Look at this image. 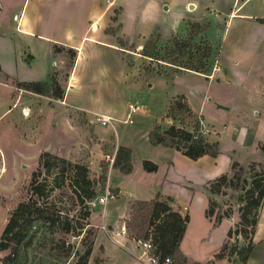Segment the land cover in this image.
I'll return each mask as SVG.
<instances>
[{"label":"rangeland","instance_id":"374dc122","mask_svg":"<svg viewBox=\"0 0 264 264\" xmlns=\"http://www.w3.org/2000/svg\"><path fill=\"white\" fill-rule=\"evenodd\" d=\"M259 19L264 0H0V234L10 210L29 195L39 156L58 159L41 167L36 181L44 182L46 195L37 205L60 218L51 228L32 223L17 264H80L87 249L85 264H140L137 237L143 238L129 204L148 198L151 185L191 218L187 244L196 259L233 242L235 235L225 237V222L200 242L194 237L206 221L208 199L212 214L226 213L230 227L237 221L235 193L209 194L208 184L229 177L232 162L264 164ZM27 82H39L43 94L25 89ZM177 100L184 107L170 110ZM129 103L140 110L128 116ZM102 116L105 125L97 120ZM155 124L197 129L216 143L215 158L192 160L150 144L147 133ZM118 146L130 151L129 175L111 167ZM142 159L156 171H143ZM60 160L87 167L95 195L84 206L66 185L67 165ZM151 233L150 227L145 239ZM252 242L254 255L264 254V201Z\"/></svg>","mask_w":264,"mask_h":264},{"label":"trees","instance_id":"16d2710c","mask_svg":"<svg viewBox=\"0 0 264 264\" xmlns=\"http://www.w3.org/2000/svg\"><path fill=\"white\" fill-rule=\"evenodd\" d=\"M261 22L264 19H259ZM22 86L35 93L43 94L42 85L39 82H27ZM59 98L61 93L54 94ZM184 107L178 100L174 101L168 108L176 109ZM148 142L152 145H160L173 148L181 155L195 160L203 155L214 157L216 155V143L206 141L197 129L187 130L182 126L170 124L164 128L153 125L147 133ZM52 159V160H49ZM58 160L56 156L44 152L39 156L38 167L30 173L28 184L29 195L25 201L17 202L8 213L5 225L0 234V264H17V249L25 238L26 231L34 221L44 223L48 228L52 227L60 218L59 215L52 217L37 205V198L45 196L44 182H37L36 176L41 167L46 169L53 165L52 161ZM64 162V160H60ZM67 165L66 185L78 205L84 206V202L93 198L95 189L92 180L88 177V169L79 163L64 162ZM141 168L145 172L156 170V164L148 159H142ZM111 167L118 170L121 174H128L131 171L130 151L127 147H116L112 159ZM56 168V167H55ZM231 175L221 174L210 182L206 188L209 194L221 193V188H229L235 193L238 203L237 221L233 227L227 228L225 237L230 238L235 235L233 242L223 241L218 250L212 254L205 262H192L191 264H214L215 260L225 258L237 261L238 264H245L252 250V237L258 221L259 210L264 201V164L250 161L245 167H241L236 162L230 165ZM57 177H52L55 183ZM169 198L162 199L156 193L148 200L132 201L129 204L130 215L134 212L132 221L136 225L137 240H149L152 245L153 253L159 258L169 257L173 264H185L186 257L179 251L178 243L184 232L188 221V214L182 215L178 210L173 209L169 203ZM207 207L204 208V217L211 220V226H216L220 220L228 215L215 212L209 208L212 201L208 199ZM59 214V213H57ZM87 215V213H85ZM84 224H79V231ZM152 228L151 236L147 239V230ZM66 232L70 229L64 227ZM74 235L78 234L76 227L71 231ZM237 236L240 238H237ZM227 250V251H226ZM89 249L85 250L80 256L79 263H86V256ZM234 257V258H233Z\"/></svg>","mask_w":264,"mask_h":264},{"label":"crops","instance_id":"0c3cea01","mask_svg":"<svg viewBox=\"0 0 264 264\" xmlns=\"http://www.w3.org/2000/svg\"><path fill=\"white\" fill-rule=\"evenodd\" d=\"M24 32V31H23ZM27 32V31H26ZM204 156V155H203ZM215 158V157H214ZM156 171V170H155ZM154 172V171H153ZM131 173V172H130ZM129 173V174H130ZM118 174H120V173H118ZM129 174H124V175H129ZM123 175V174H122ZM107 186L109 187V188H111V186H109V184L107 183ZM151 190H150V194H149V196H148V198H132V199H134V200H148V199H150V198H152V197H154V195L156 194V193H158L159 195H165V194H163V193H161L154 185H151ZM205 219H206V221L204 222V223H202L203 225H202V231L200 232V233H197V235L194 237L195 238V243L196 242H200V241H202L204 238L202 237V235L208 230V229H213V228H215V227H217L218 225H220L222 222H225V228L227 229V228H229L230 227V223H229V218H225V217H223L221 220H220V222L216 225V226H214V227H212L211 226V220H209L208 218H206V217H204ZM190 222H191V218L188 216V222L186 223V226H185V229H184V232H183V234H182V237H181V239H180V241H179V243H178V249H179V251L186 257V259H188V260H192V261H196V262H203V261H205V260H207L208 259V257L207 258H205V259H196L195 258V256L192 254V253H190V251H189V245L187 244V241H188V239H189V237H190V235H189V224H190ZM253 238V237H252ZM215 253V252H214ZM212 256V255H211ZM253 256H254V259H253ZM210 258V257H209ZM245 264H264V254H260V255H254V245L252 246V250H251V252H250V255H249V257H248V259H247V261H246V263Z\"/></svg>","mask_w":264,"mask_h":264},{"label":"built area","instance_id":"2783aa9c","mask_svg":"<svg viewBox=\"0 0 264 264\" xmlns=\"http://www.w3.org/2000/svg\"><path fill=\"white\" fill-rule=\"evenodd\" d=\"M128 116L138 112L140 107L134 103H129L126 107ZM100 125H105L108 122V118L102 116L97 118ZM103 198H99V202H102ZM93 203V202H90ZM137 243L140 246L141 254L138 256L140 259V264H173L172 260L169 257H163L159 259L152 250V245L149 240H137Z\"/></svg>","mask_w":264,"mask_h":264}]
</instances>
